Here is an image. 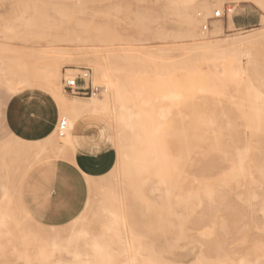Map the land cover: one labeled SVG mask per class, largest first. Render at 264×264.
Here are the masks:
<instances>
[{
  "label": "rangeland",
  "instance_id": "rangeland-1",
  "mask_svg": "<svg viewBox=\"0 0 264 264\" xmlns=\"http://www.w3.org/2000/svg\"><path fill=\"white\" fill-rule=\"evenodd\" d=\"M216 1L0 0V218L5 217L0 221V264H264V9L256 3L259 0H219L221 8H232V14L219 19L223 30L216 36L209 31L214 20L202 30V20L218 9ZM204 2L211 6L200 9ZM199 11L197 37H188L184 12L195 19ZM250 34L254 36L242 44L249 53V60L240 58L242 72L235 69L231 52L194 56L193 45ZM57 49L85 50L90 62H98L121 86L122 105L147 113L141 114L143 122L152 120L137 128L155 127L169 149V159H148L135 170L119 167L118 172L98 177L106 185L100 194L84 177L88 189H78L73 197L79 209L75 217L91 195L93 203L83 225L103 247V258L91 250L90 238L68 237L71 229L66 225L73 218L48 226L43 224L48 212L39 213L42 206L53 203L49 187H65L63 168L69 163L49 148L37 156L42 138L24 139V146L13 135L16 145L10 146L12 135L8 138L4 131L6 114L13 113L7 112L9 102L14 99L16 105L30 95L45 98V131L54 128L55 105L37 84L42 80L40 67ZM29 50L41 53L34 60ZM90 62L60 65L65 98L101 102L109 94V89L99 97L63 91V78L75 73L66 70L79 68L89 69L93 84L105 87ZM4 71L7 76L26 74L31 88L18 96L9 94L1 80ZM195 77L198 84L192 80ZM249 83L263 97L253 99ZM168 93L180 97L167 99ZM159 107L168 109L164 119L157 117ZM113 120L86 116L79 137L90 148L110 150L116 160L111 144L118 124ZM133 142L139 150L137 139ZM244 147L253 155L243 161L221 151ZM99 201L103 207H113L118 216L109 237L107 215ZM57 204L61 208L60 198ZM52 240L56 246L48 244Z\"/></svg>",
  "mask_w": 264,
  "mask_h": 264
},
{
  "label": "bare ground",
  "instance_id": "bare-ground-1",
  "mask_svg": "<svg viewBox=\"0 0 264 264\" xmlns=\"http://www.w3.org/2000/svg\"><path fill=\"white\" fill-rule=\"evenodd\" d=\"M260 1H262V0L256 1V3L258 5H260V7H263V9H264V5H263L264 1H262V2H260ZM214 4H216L218 6L217 10H219V11L223 10L224 7L221 8V4L219 3V0H217L216 3H214ZM186 6L189 7L190 5H186ZM208 6H211V2H208V3L204 2L199 6V8L202 9V8H206ZM227 7H229V6H227ZM229 8H231V7H229ZM231 10H232V8H231ZM214 13H215V11L212 12V17L210 19L202 20V21H204V23L202 25V30H203V26L205 25V23H207L208 20L209 21L214 20L210 24V30L209 31H210L211 35L218 36V35L222 34L223 27L221 25V21L219 19H216L213 17ZM201 14H202V12H200V11L198 13H196L195 19H194V18H192L191 14L184 12V19H185V23H186V27H187V36L188 37H191V38L197 37L196 26H197L198 20L196 18V15H197V17H200ZM231 14H228L227 17H230ZM232 25H233L232 19L229 18L228 19V27H232ZM207 29L208 28H206V30ZM206 30H204V31H206ZM199 35L201 36V34H199ZM253 36L254 35L250 34L249 36H245V37L225 39L222 42H214V43H212V42H201V43L196 44V45L192 44L193 45L192 48L195 49V52H196V54H194V56L195 55H201V56H203V55L216 56L217 55L218 56L219 54H221L223 52H231L234 55L233 61H234L235 69L242 72L243 66L241 65V59H240L241 56L245 57L247 60H249V53L246 49L242 48V44L244 41H246L247 38H252ZM27 52H32V51L29 50ZM32 53L33 54H29V56L33 57V59L35 60L37 55H38V54L37 55H35V54L41 53V51L40 52L39 51L34 52V50H33ZM86 53L87 52L83 49H72V50H70V49L69 50L57 49L54 51H50L49 54H51V55L47 58V60L40 67L43 69V71H41V73L39 71V74H41V76L38 73L37 74L40 76L39 79H42V80H40L41 85L38 82L37 85H39V86H37V87L39 89H41L54 103L55 108H56V112L58 115V119L61 116L63 117V120L66 123V129H65V133L62 136H59L57 133L56 125H55L54 128L46 136L42 137L40 152L38 153V151H37L35 154L37 156L42 155L45 152V150L47 148H49L52 152H54L55 154H58V157L60 159H63L67 162H68V157L70 155L72 157L71 163L74 164V156L78 152L74 148V146L72 144V140H71V131H72L74 124L80 118L85 117V116H103V117L104 116H108V117L111 116L114 119L113 121H115V120L117 121L118 126L117 127L115 126L116 129H114L115 130L114 136H113L114 138H113V142L111 144L116 149L117 154H116L115 165H113V167H112L113 171L111 169L109 172L110 174L112 172L114 173L115 170L118 172L117 168H119V167H121V169H124V168H126V166L127 167L131 166L129 168V171L135 170L138 168V166L141 163H143V161L145 162L148 159H155V158H158L160 160L161 159L162 160L169 159L170 158L169 149H168V147L165 146L164 142L162 143V140L160 137L161 135L156 134L157 130L154 129L155 127L153 128V130H149V129L143 130L141 128H137V126H140V125L145 126V125L150 124V122L152 120L151 121L149 120L150 122L146 123V122H143L141 119L142 118L141 114L146 115L147 113H145V112L143 113V111L142 112L140 111L141 113L139 111L132 112L129 108L122 105L123 96L121 93V86L119 87V84L117 83V81L115 82L114 80H112L110 78L109 74H106L105 68H103L98 62L92 61V60H91L92 62H90L91 58L89 59V57ZM199 61H201V60H199ZM199 61H198V63H199ZM84 62L85 63L90 62L93 65V67H94L93 69L95 70V73L100 78V80L105 84L104 88L106 90V93H107V90L109 89V94H107L101 102H99V101L95 102L93 100L91 101V98L90 99L88 98V100H90V102H85L81 99L69 100V98L68 99L65 98L66 96H64L61 92L60 83H59L60 65L62 63H65V65H68V66H78L80 63H84ZM198 63H197V65H198ZM164 67H166V66H164ZM37 69H38V67H37ZM42 69H40V70H42ZM158 69H162V68L158 67ZM76 70H78V69H76ZM155 70H156V68H155ZM66 71L75 72V70H71V69L66 70ZM68 72H66V73H68ZM154 72H157V71H154ZM72 75H74V74L68 75L67 77H64L63 79L71 78L70 76H72ZM27 78H28V76L26 74H22V73L19 74L18 72L17 73L9 72V75L7 76L6 71H4L3 77L1 80H2V83L4 84L5 89H7L10 92L9 94H13L15 96L16 95L18 96V94L20 92H23V90L25 91V89H28V87H29V89L31 88L30 82L27 80ZM196 78H198V77H195L193 79L191 78V79L195 80ZM202 78L203 77H201L200 80ZM169 81H171V80H169ZM62 83H63V81H62ZM196 83H197V79H196ZM164 84H166V83H164ZM141 85H143V84H141ZM249 85H250L251 89L253 90V94H252L253 99H259V98L263 97V94L259 91L258 88H254L251 83H249ZM195 87H196V84H195ZM203 88H204V85H203ZM197 89H199V88H196V90ZM127 90H129V89H127ZM207 90H208V87H207ZM159 91H160V89H159ZM106 93H104V94H106ZM144 93H145V91L143 92V95H144ZM171 93L167 94L168 95V96H166L167 99L173 100L175 97H177L175 99H178L179 95H176V96L174 95L175 96L174 97ZM162 97L164 98V96H162ZM166 98H164V99H166ZM251 108L252 107H250V109ZM167 111H168L167 107H165V108L159 107L157 109V117L159 116V117H162L161 119H164V117H166L165 114ZM150 113H152V110ZM155 120L156 119H154V122H155ZM262 121H264V120H262ZM156 127L158 129V126H156ZM57 137L61 138V140L59 141L57 139ZM19 139H21V140H19L20 144H18V143L17 144L21 145V143H23L25 146L26 142L24 141V139L23 138H19ZM134 139H137V142L140 146L139 150L134 149V148H136V144L133 142ZM9 140H10L9 141L10 146L16 145V142H14L15 139H14L13 135L11 136V138ZM153 143H159V146L154 145V147H152ZM24 146L22 145V147H24ZM113 146H111V147H113ZM209 149H211V147ZM210 151H212V150H210ZM221 151L222 152L225 151L226 154L228 155L227 157H230L229 155H232V157L240 158V159H242V161L252 158V155H253L251 150H249L248 147L241 148V150H239V151L238 150L233 151V149H231V148L221 149ZM167 163H168V161H167ZM238 170L240 171V169H238ZM178 171H179V169H178ZM136 172H137V170H136ZM137 173L139 174V172H137ZM236 175H237V173H236ZM236 175H234V176H236ZM113 177H114V179L116 178L115 175ZM236 177H238V176H236ZM86 178L91 181V183H90L92 185L91 189L95 193L97 192L100 194V192L104 189V187H106V185H104L103 182L98 180L99 179L98 177H90L87 175ZM230 184L231 183L226 184V185L228 186ZM115 185H116V183H115ZM232 188H233V186H232ZM87 189L88 188L86 187V190ZM104 191H105V189H104ZM232 192H233V190H232ZM230 195H231V193H230ZM90 196L88 197V200H86L84 210L81 212V214L78 217L73 218L69 223H67L66 226H68V229L69 228L71 229V233L68 237H70V238L71 237H78L81 239L90 238L91 243L90 242L89 243H90L91 250L95 251L98 254V258H103V256H104L103 247L98 242H96L94 240V238L91 237L90 231L85 229L84 225H83L84 220L86 218V213L89 211L90 206L93 203V200L90 198ZM109 202H111V201L109 200ZM0 204L3 205V201ZM98 204L102 208V212H104L107 215L108 221H107V225L105 228V231H106L105 235H108L110 233L108 235V237H109L112 235L111 230L114 229V227H116L118 224V216H117L115 209L113 207L112 208L109 206L103 207L102 201L101 202L99 201ZM4 219H5V217H2V218H0V221L2 222V221H4ZM121 236H122V234H121ZM121 236L119 238H121ZM117 238L115 240L118 243ZM122 238H123V236H122ZM48 244H50V245L53 244V246L54 245L56 246L57 242L52 240ZM43 248H45V247H43ZM73 255L75 257L79 256V254L77 252H73ZM55 264H59V263H55Z\"/></svg>",
  "mask_w": 264,
  "mask_h": 264
},
{
  "label": "crops",
  "instance_id": "crops-1",
  "mask_svg": "<svg viewBox=\"0 0 264 264\" xmlns=\"http://www.w3.org/2000/svg\"><path fill=\"white\" fill-rule=\"evenodd\" d=\"M14 102L15 101L13 99L7 105V112L8 110L12 109L11 111H13V113L9 112V114L8 113L6 114L5 126L8 123L9 115H14V113L16 112V111L14 112V110H17V108L21 106L28 107L33 102H36V103L41 104L46 109V111L48 110V104L45 98L41 96L30 95L26 99L21 100L20 103H17L16 105H14ZM6 103L7 102L4 103L3 105L4 107L6 106ZM85 117L80 118L74 124L72 131H71L72 144L74 148L78 151L76 155L74 156V163H76L78 160L86 161L87 162L86 167L88 169V176L100 177V176L105 175L107 172H109L112 169L115 163V157L114 155H112L110 150H102V149L98 150V149L90 148V145H88L89 143L83 140L80 141L79 136L82 135V131H83L82 128H83V124L85 121ZM91 117H97V116H91ZM57 120L58 118L56 119V122ZM56 122H55V125H56ZM49 132H47V134ZM10 135L11 134H8V138L10 137ZM42 137L44 136H39L36 139H29V138H24V137H21V138L26 139V140H37ZM111 140H112V135H111ZM69 166L70 165H66L64 166L65 168H63V170H66L64 171L65 182H66L65 187L60 189L58 184H53V186L49 187L50 190L48 194L50 195V198L53 199V195L55 194V200L54 199L52 200L53 201L52 205L55 207V211L48 213V215L46 216L45 222L44 223L42 222L45 225L57 226V225H62L64 223H67L68 221H70L72 218L75 217L76 213L79 210L78 208H75L74 198H72L71 200H68L63 194L64 191L68 189V185H69V177L67 173V168ZM58 198L61 199V205H60L61 208H57Z\"/></svg>",
  "mask_w": 264,
  "mask_h": 264
},
{
  "label": "snow or ice",
  "instance_id": "snow-or-ice-1",
  "mask_svg": "<svg viewBox=\"0 0 264 264\" xmlns=\"http://www.w3.org/2000/svg\"><path fill=\"white\" fill-rule=\"evenodd\" d=\"M219 15V13H217ZM48 114L46 109L39 103L33 102L28 107H19L17 108L14 115H9L8 123L5 126V134H11L17 138H29L36 139L39 136H46L47 132L45 131L47 127ZM0 123H3V118L0 117ZM50 131V129H49ZM72 157L69 155L68 163L69 167L67 168V173L69 177L68 189L64 191V196L71 200L75 195L78 189H82L85 186V179L88 175V169L86 167V161L78 160L76 163H71ZM91 183V181H87ZM55 200V194L53 195ZM55 211V207L52 204L42 206L39 209L41 215L46 212L51 213Z\"/></svg>",
  "mask_w": 264,
  "mask_h": 264
},
{
  "label": "built area",
  "instance_id": "built-area-1",
  "mask_svg": "<svg viewBox=\"0 0 264 264\" xmlns=\"http://www.w3.org/2000/svg\"><path fill=\"white\" fill-rule=\"evenodd\" d=\"M231 8L224 7L222 11H215L214 18L221 19L231 14ZM219 13V15H217ZM207 25L203 26V31L206 30ZM76 73L70 76L71 78L63 79L62 88L63 91L71 96L82 97H99L106 93V90L102 86L94 85L91 79V72L89 69L79 68L75 70ZM57 133L62 136L65 133L66 123L62 119L59 123L56 122Z\"/></svg>",
  "mask_w": 264,
  "mask_h": 264
}]
</instances>
